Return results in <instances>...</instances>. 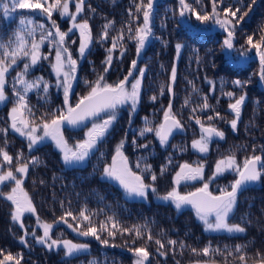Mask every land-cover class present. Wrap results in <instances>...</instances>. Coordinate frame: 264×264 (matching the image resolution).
Masks as SVG:
<instances>
[{
  "label": "trees",
  "instance_id": "16d2710c",
  "mask_svg": "<svg viewBox=\"0 0 264 264\" xmlns=\"http://www.w3.org/2000/svg\"><path fill=\"white\" fill-rule=\"evenodd\" d=\"M154 1L152 36L139 58L143 59L139 61V64H143L146 69L140 95V103L144 104L141 112L143 111L144 115L147 112L146 117L151 122L150 117L157 114L152 122V125L155 126L160 122L164 109L171 99L173 112L181 120L185 129L176 138L180 144L176 143L172 150H168L167 154L163 155L165 159L163 163L169 167V158L172 160L170 165L182 161L202 162L207 165L206 174L208 175L212 170L213 163L218 158L230 154H235L240 160L253 154L264 157V85L259 77V58H249L250 60L245 65L233 64L223 48L224 39L222 33L219 34L220 31L206 32L197 28L192 29L193 27L190 25L183 24L179 0ZM146 2L147 0H145ZM187 2L197 10L211 12L210 0H202L200 5L196 4L195 0H187ZM136 3H139V0H86L82 16L89 20L94 42L83 59H105L106 49L111 46L110 38L116 36L121 29L124 30L123 47L127 51L123 57L120 56L119 48L113 53V59H122L123 61L114 62L106 76L110 75V71H113L118 65L126 64L129 67L131 60L137 59L136 42L127 39V25L131 24L135 30L138 24L143 23L142 14L135 13ZM250 3L251 0H241L239 4H237V0H223V5L220 6H238L241 8V13L248 12V15L235 27L237 43L246 47L247 35H253L255 40L264 34L260 31L264 26V0H255L249 10L246 5ZM87 5H91L95 11L89 10ZM129 9L139 16L138 20L129 16ZM70 10H75L74 4L70 5ZM241 13L237 15L239 16ZM221 14L223 15V12ZM21 15L31 17L36 23H45L50 27V23L39 10L35 12L17 10L11 17H4L0 11V38L7 40L12 36L19 26ZM53 19L63 26V30L69 26L68 18L61 20L58 14H54ZM108 21H114L113 27L109 29V40L100 42L99 38L103 27ZM39 36L40 32L37 31L36 38L39 39ZM76 37V32L70 34V40ZM177 44L182 45L179 53L176 51ZM72 45L77 46L78 42L76 41ZM25 62L19 61L7 76L6 95L8 100L0 103V129L7 128L8 133L7 136L0 133V147H6L14 158L17 153H23L24 161H28L32 157L38 158V164L29 165L24 187L31 196L40 219L53 223L58 221L66 211H71L78 217L80 210L86 209L87 213L91 215L93 224L98 225L108 216H113L123 227L147 225V230L151 231L154 239L147 241L145 236L144 239L137 240L136 244L132 245L133 237L128 234L121 236L117 233L113 239L108 237L107 233H102L101 239L109 240V245L105 246L94 237L78 235L67 224L56 223L52 231L54 237L70 238L90 244L89 251L68 257L62 247L48 249L44 245L34 242L31 235L25 237L27 245L22 244L20 237L24 235V230L11 219V203L0 197V249L11 252L13 255L22 254L21 264H89L93 260H96L98 264H134V254L129 250L134 246L147 247L150 253L147 264H196L197 261L201 264L205 261L211 264H241L238 259L239 254L234 251L236 245L246 246L247 264H256L260 257H264V178L247 187L238 196L236 210L230 218V222L241 224L246 228V231L236 234L209 233L202 228L191 206L177 210L171 203L134 200L128 198L122 189L117 188L110 181L102 179L103 167L110 160L107 159L106 152H104V156L91 157L89 163L85 165L68 167L63 164L59 153L51 143H43L29 151L27 140L14 132L8 125V111L15 101L12 89L13 78L18 71L22 70ZM98 62L97 68L94 67L85 72L88 81L90 79L88 76L96 77L103 72L104 64ZM173 64L177 69V78L173 85L174 96L167 91ZM47 72L49 73L44 77V80L48 81L50 85L52 84L47 96L45 97L42 91H33L27 97L37 117L45 112L65 107L62 93L55 89L52 75L50 71ZM115 72H118V69ZM114 75L112 83L120 80L117 73ZM236 80L246 82L244 87H237L233 83ZM189 81L192 83L190 84ZM209 81L213 82L214 90L213 84H210ZM162 85L164 86L163 95L160 94ZM193 85L198 90L197 92H193ZM76 90L74 89L75 94ZM88 91V87H83V94H87ZM226 92H233L235 96L230 99L224 95ZM240 95H245L246 99L241 106V117L237 129L233 131L229 122L234 118V114L228 105ZM152 96H156L157 99L153 101ZM205 96L212 108L203 112L198 111L195 115L207 124V116H215V112H219L220 118L213 119L211 123L225 133V138L223 140L213 138L207 154L198 152L191 154L190 141L200 136V129L194 119L189 117L193 115L191 109L201 105ZM186 98H190V103L184 107ZM144 124L145 120L141 129ZM65 128L75 132L72 127L65 126ZM5 140H7L6 145ZM181 148L186 150L180 151ZM254 149L255 151H253ZM172 155L176 158L170 157ZM11 167L13 170L15 169V159ZM164 180L167 182L169 179L165 176ZM232 181H228L226 186ZM11 185L9 183L0 188L4 192H8ZM23 220L26 228L29 225L33 228L34 221L32 219L24 216ZM68 222L74 226L81 222V230H85L87 226V222H82L79 219L73 221L68 218ZM155 239H160L164 243L165 247L160 251L166 255H161L157 251L159 246L155 244ZM168 240H175L178 243L172 246L168 244ZM179 242H183L185 246L181 248ZM209 244L213 248L221 250L227 246L229 250H232L233 255L229 256L225 252L224 255L204 257L195 255L191 251V248L200 250Z\"/></svg>",
  "mask_w": 264,
  "mask_h": 264
},
{
  "label": "snow or ice",
  "instance_id": "6c2138e0",
  "mask_svg": "<svg viewBox=\"0 0 264 264\" xmlns=\"http://www.w3.org/2000/svg\"><path fill=\"white\" fill-rule=\"evenodd\" d=\"M241 0H237L239 4ZM195 3L200 5L202 0H195ZM211 12L204 10H197L187 0H179L180 16L184 17L186 13L194 16L195 20L200 24H205L208 21H213L219 25L227 36L223 41V48L232 50L234 48L235 27L240 23L248 12H242L238 6L229 5L227 7H220L223 5V0H210ZM255 0L246 5L250 10ZM74 4L75 10H70V5ZM86 0H0V11L4 17H11L17 10H31L35 12L39 10L47 21L50 27L45 23H36V21L24 15L19 18V26L13 32L12 36L7 40L0 38V103L8 100L6 95V85L8 83L7 76L14 67L18 65L19 61H26L23 64L21 71L16 73L13 78V96L15 101L13 107L9 111V127L20 136L28 140V149L31 151L35 146L51 140L54 142L57 149L62 154L63 163L66 166H77L83 164L95 151L98 150V145L104 140L109 133L110 128L117 119V110L119 106L129 105L131 111L134 112L137 104L140 101L142 80L145 75V68H137V61L131 62V67L127 75L114 83H109L106 80V74L109 72L113 53L120 49V56L123 57L127 51L123 47L125 40L124 30L121 29L116 36L111 37V46L106 49L107 56L105 57L103 72L97 75L95 81H85L89 91L87 94L79 97L75 105L70 103V95L72 94L73 82L77 79L76 73L78 68V59L73 57L70 44H75V40H70V34L78 32L79 47L77 49L79 57H84L85 53L93 44L92 28L89 20L82 16L85 11ZM154 0H139L135 4V13L142 14L143 23L138 24L133 30L131 24L127 25L128 36L127 39L135 40L137 55L145 47L146 42L152 36V17H153ZM89 10L95 11L91 5H87ZM223 12V18L221 17ZM238 13H241L239 16ZM54 14H58L60 18H68L70 26L67 31L61 30L59 24L53 19ZM129 16L138 20L139 16L135 15L129 9ZM79 17V19H78ZM114 25V21H108L100 35V42L109 40V29ZM37 31L40 32L39 39L36 38ZM264 32V26L260 29ZM47 44L49 52L43 54L41 48ZM247 50H255V55L259 57L260 71L259 77L264 81V34H261L258 39L254 40L253 35L246 37ZM182 45H176L177 53L180 52ZM243 47V46H242ZM54 52V56L52 55ZM51 59V68L56 77V87L63 90L64 109H56L52 112H45L39 117L33 111V108L28 102V94L33 91H42L46 97L51 85L43 77H36L35 79H28L30 69L36 66L41 60ZM138 72L139 75L134 73ZM131 78V79H130ZM177 78V69L173 64L171 69L170 81L167 85V91L174 96L173 85ZM191 84L192 82L189 81ZM210 84L213 82L209 81ZM223 83V82H222ZM237 87L243 88L246 82L236 80L233 82ZM193 92L198 90L193 85ZM214 90V84H213ZM160 94H164V86H161ZM230 99L235 96L233 92L224 93ZM151 99L155 101L156 96ZM246 99L245 95H240L234 102L229 103L228 108L234 114V118L229 122L233 131L237 129L238 122L241 117V106ZM190 103V98H186L184 107ZM212 108L209 105L207 96L203 97V103L192 108L193 113L190 119H194L199 126L200 136L191 142V147L201 154L209 152V145L213 138L223 140L225 133L218 129L211 123L213 119L220 118V113L215 112V116H207L208 123L206 124L195 113L203 112ZM104 114V116H102ZM106 116V118H104ZM91 120V127L84 133V138L70 144L64 135V127L70 126L72 128L86 127V121ZM145 124L139 130V136L145 137L147 133H153L158 139L161 146H166L169 143L174 131L182 130L184 125L173 112L172 100L163 112V120L159 124L153 126L152 122L147 117L144 118ZM0 133L7 136L8 129H0ZM125 140H121L114 148L111 156V162L106 163L103 167L102 179L115 181L128 197L147 198L149 191L156 193L155 182L157 175L152 170L151 164L144 163L145 157H141L136 161L133 170L130 165L128 156L125 154L124 145ZM133 146L138 148H148V144H137L135 138L132 140ZM7 140H5V145ZM186 149L181 148L180 151ZM255 151V149L253 150ZM103 156V153H101ZM15 159L16 167L13 170L11 165ZM23 161V162H22ZM39 160L32 157L28 161H24L23 153H17L14 158L9 154L6 147H0V186H7L12 184L10 191L4 192L0 188V197L9 201L12 205L11 219L18 223L20 228L24 230V235L20 237V242L27 245L26 236L31 234L36 242L45 245L47 248L62 247L65 255L72 257L78 253L87 252L89 245L86 243H74L68 239H53L52 230L56 223L67 224L74 232L83 237H94L103 245H109L108 239H101L102 233H107L108 237L115 238L117 233L121 236L128 234L132 236L131 244L135 245L137 240L144 239L152 241L154 238L150 230H147V225H133L131 228L120 225L113 216H108L106 220L100 221L98 225L93 224L91 215L87 213L86 209H81L79 215H75L71 211H66L63 216L59 217L58 221L49 223L42 221L36 212V207L29 193L24 187V180L29 172V165L38 164ZM172 163L171 158L168 164ZM143 165V166H142ZM167 171V165L162 166L160 174L163 175ZM225 172H233L236 178L225 187L218 190L215 194L210 190V184ZM150 179L151 183H146ZM264 178V157L261 155H250L243 159L242 163L237 160L235 154H230L218 159L214 165L213 172L210 176L205 178V164L202 162L189 163L187 161L178 165V170L173 176V187L165 195L158 197L163 201H170L174 204L177 210L185 206H191L196 217L203 223L205 231L210 232H226L244 233L246 228L239 223H231L230 218L234 214L237 204L238 196L246 190L250 184L257 183ZM189 181H202V186L196 188L194 191L181 193L179 186L182 183ZM43 183V181H41ZM26 213L36 216L37 227L42 229V235L37 236L36 231L32 230L29 233L26 228L23 217ZM68 218L73 221L78 219L82 222H87L85 230H81L82 223L78 222L75 226L68 222ZM50 241V242H49ZM178 242L175 240H168V244L175 246ZM180 247L185 245L179 242ZM155 244L159 247L157 251L161 255L166 253L160 251L165 247L160 239H155ZM115 246V245H113ZM245 245H236L235 253H238V259L241 264H247V257L245 254ZM136 257L134 264H147L150 253L146 246L131 247L129 249ZM195 255H203L204 257H211L213 255H233L232 250L227 246L221 250L213 248L211 244L206 245L203 249L191 248ZM260 256L259 253H257ZM23 255L18 253L13 255L11 252H5L0 249V264H21ZM89 264H98L96 260L90 261ZM196 264H201L197 261ZM204 264H208L207 261ZM256 264H264V257H260Z\"/></svg>",
  "mask_w": 264,
  "mask_h": 264
},
{
  "label": "flooded vegetation",
  "instance_id": "af4514ba",
  "mask_svg": "<svg viewBox=\"0 0 264 264\" xmlns=\"http://www.w3.org/2000/svg\"><path fill=\"white\" fill-rule=\"evenodd\" d=\"M104 60L105 59H80V64H79V68H78L79 69L78 75H77V79H76V83H75V89H77L76 90L77 93L75 94L76 95V102L78 101L80 96L85 95V94H83V87H88L85 84V81L87 80V78L85 76V72L87 70L90 71L91 68L92 69L94 67L97 68L98 67L97 64L99 63L98 61H100V63L104 64L103 63ZM133 60L137 61V68H144L143 64H141V63L139 64V61H141L143 59H132L131 62ZM116 61L121 62L123 60L122 59H113L112 65ZM120 65H118L113 71H110V73H109L110 75L106 76V79H109V80L111 79L110 80L111 83L113 82L112 77H113L114 73H117L120 76L118 78L123 79L124 75H127L128 70L131 67V64L129 67H127L126 64H124V65L120 64ZM111 68H112V66H111ZM117 69H118V72H115ZM137 73L138 72H136L134 74L136 75ZM88 77L90 78L89 81H95L97 78V76L96 77L88 76ZM140 102H141V100L138 103V109L136 111L137 115L135 114L134 116L130 115L131 110L126 109L125 105L122 106L123 108L121 107L122 112L120 111V113L117 115V119L113 123L112 127L110 128L109 133L104 138V140L98 145V150L95 151L94 154H92L89 157L86 164L89 163V160L91 159V157L96 158L98 156H101V153H103V156H104V152H106L105 155H107V159H110L109 160V163H110L111 162V156H112L113 150H114V146L116 144H118L121 140H125L126 142L124 145V151H125V154L129 158L130 165L133 167V170L137 171V169L135 168L136 161L138 159H140L141 157H145L146 160L144 161V163L151 164L152 170L157 175V181L155 182V187L157 190H161V189L167 188L166 186H170L173 173L178 169V165L180 163L185 162V161L176 162L175 165L174 164L169 165V167L167 166V171L163 175L160 174L161 167L163 165H165V163H163V162H165L163 155L167 154L168 150H172L176 143H179L178 139H176V138H178L177 137L178 134L179 133L182 134L185 131V129L183 127L182 130L175 131L173 133L172 137H170L169 143L166 146H161L158 139L155 137V135L153 133H147L145 135V137H140L139 136V130L141 129L140 127L143 125V121H144V118L146 117V113H147L146 112L144 115L143 111L141 112V110H143L142 108L144 107V104L140 103ZM155 115H157V114L152 115L150 117L151 119L149 118L150 120H152V122H153V118ZM136 117H138L140 120L137 119ZM162 120H163V116L161 117L160 122H162ZM85 123H86V127L74 128L78 137L84 136V133H85L84 130L90 126V123H92V121L89 120ZM127 130H128L129 135L127 137L126 136L123 137L122 134L123 133L125 134V132ZM133 138L136 139L137 144H148V148L145 149V148L134 147L133 143H132ZM193 140H194V138L191 139L190 145H191V142ZM196 152L197 151H195L191 147L190 153L195 154ZM170 157L176 158V156H174V155H172ZM145 175H146V182L151 183L150 179H147V174H145ZM165 176L169 179L167 182H165V180H164ZM108 181H110V180H108ZM110 182L112 184H114L117 188L121 189L115 181H110ZM196 183L197 182H193L191 184L195 185ZM193 187H195V186H193ZM194 190L195 189H193L191 187V189H189L188 192L194 191ZM185 193H187V192H185ZM133 199L134 200H141V199H137V198H133ZM152 200L155 201L154 198Z\"/></svg>",
  "mask_w": 264,
  "mask_h": 264
},
{
  "label": "rangeland",
  "instance_id": "374dc122",
  "mask_svg": "<svg viewBox=\"0 0 264 264\" xmlns=\"http://www.w3.org/2000/svg\"><path fill=\"white\" fill-rule=\"evenodd\" d=\"M154 3H155V1H154ZM154 7V6H153ZM221 17L223 18V15L221 14ZM61 20H62V18H61ZM181 20H182V22H183V24H185V25H190L191 27H193L192 29H194V28H197V29H199V30H204V31H206V32H209V31H211V32H217V31H220L219 32V34H221L222 33V35H223V39H225L226 38V36H227V33L219 26V25H217V24H215L213 21H208L207 23H205V24H200V22H198V21H196L195 20V18H194V16H192L190 13H186L185 14V16L184 17H181ZM58 24H59V26H60V28H61V30H63V26L59 23V22H57ZM68 23H69V26H70V21L68 20ZM69 26H67V28L65 29V30H63V31H67V29L69 28ZM75 32V31H74ZM77 33V39L76 38H74V39H76L75 41H77L78 42V45L76 46H74V45H72L71 43H70V41H69V44H70V48H71V51H72V53H73V57L74 58H77L78 59V68H79V64H80V59H83L84 57H79V53H78V51H77V49H78V47H79V39H78V32H76ZM38 39V38H37ZM73 39V40H74ZM149 40H150V38H149ZM149 40L146 42V44H145V46L147 45V43L149 42ZM233 43H234V48L232 49V50H226L225 49V52L227 53V56L230 58L229 60L231 61V62H233V64H236V65H245V64H247L248 63V61L250 60L249 58H252V57H257L256 55H255V50L254 49H252L251 51H248L247 50V47L246 46H243V45H240V44H238L237 43V37H236V34H235V39H234V41H233ZM243 46V47H242ZM145 48V47H144ZM144 48L141 50V52H140V54L139 55H137V59H139L140 57H141V54L143 53V50H144ZM41 52L43 53V54H47L48 52H49V47H48V45L47 44H45L42 48H41ZM53 56H54V52H53V54H52ZM259 58V57H258ZM51 57H50V59L49 60H41L36 66H34L32 69H30V74H29V76H28V79H35L36 77H46V75H47V73H49V72H47V71H50V74L52 75V80L55 82V83H53L54 85H55V89L57 90V91H59V92H61L62 93V96H63V90L62 89H59V88H57L56 87V83H57V81H56V77H55V74L53 73V71H52V68H51V66H50V64H51ZM77 68V73H76V77H77V75H78V69ZM45 71V72H44ZM137 76L139 75V73H137L136 74ZM125 76V75H124ZM131 79V78H130ZM107 80V82H109V83H111L110 82V80L109 79H106ZM263 82V85H264V81H262ZM75 83H76V80L73 82V89H72V94L70 95V103L72 104V105H74L75 104V102H76V95H75V91H74V89H75ZM52 85V84H51ZM142 88V87H141ZM74 91V92H73ZM63 101H64V99H63ZM123 106V105H122ZM122 106H119V108H118V110H117V115L120 113V111L122 112V109H121V107ZM126 106V109H129V110H131V108H130V106L129 105H125ZM13 107V106H12ZM11 107V108H12ZM10 108V109H11ZM123 108V107H122ZM167 108V107H166ZM10 109H9V111H10ZM137 109H138V104H137V106H136V109H135V111L134 112H130V115L131 116H134L135 114H136V111H137ZM9 111H8V115H9ZM102 116H104V114H102ZM104 118H106V116L104 117ZM143 123H144V121H143ZM10 124V121L8 122V125ZM89 127H91V123H90V126ZM89 127H87L85 130H84V132H86L87 131V129L89 128ZM219 129V128H218ZM75 130V129H74ZM221 130V129H220ZM64 135H65V137L68 139V141H69V143L70 144H75V142L76 141H78V140H81V139H83L84 138V136H82V137H78V135L76 134V132H73L72 130H70V129H64ZM123 135V137L124 136H128L129 134H128V130L125 132V134L123 133L122 134ZM199 138V136L198 137H196V138H194V139H198ZM26 139V138H25ZM27 140V139H26ZM27 142H28V140H27ZM43 143H51L52 144V146L56 149V151L59 153V156H60V159L62 160V154H61V152L59 151V149H57V147L55 146V144H54V142H52L51 140H45L44 142H42V143H40L39 145H41V144H43ZM39 145H37V146H39ZM117 145V144H116ZM115 145V146H116ZM37 146H35L32 150H34ZM115 146H114V148H115ZM191 146V145H190ZM209 148H210V145H209ZM31 150V151H32ZM222 158V157H221ZM89 159V158H88ZM88 159L83 163V164H81V165H84V164H86V162L88 161ZM218 159H220V158H218ZM217 159V160H218ZM216 160V161H217ZM237 160L239 161V162H241L242 163V161L243 160H240L238 157H237ZM216 161L213 163V165H212V170L208 173V175L205 173V178L207 179V177L208 176H210L211 174H212V172H213V169H214V165H215V163H216ZM62 162H63V160H62ZM106 163H109V161L108 162H106ZM105 163V164H106ZM64 164V163H63ZM205 164V163H204ZM65 165V164H64ZM81 165H77V166H81ZM66 166V165H65ZM69 167V166H68ZM206 169H207V165L205 164V172H206ZM178 170V169H177ZM176 170V171H177ZM103 173V172H102ZM175 173V172H174ZM174 173H173V175H172V180H171V184H170V186H166L165 184V186L167 187V188H164V189H161V190H157V192L156 193H152L151 191H149V193H148V196H147V198L145 199V198H140V197H128V198H137V199H141V200H146L147 202H150L153 198L155 199V201H157V202H165V203H171L170 201H163L162 199H159L158 197H161V196H163V195H165L168 191H170L171 190V188L173 187V176H174ZM236 178V176H235V174L233 173V172H225L222 176H220V177H218L214 182H212L211 184H210V190L211 191H213L215 194H217L218 193V190H219V188H221V187H225L226 185H227V183H229L228 181H230V180H234ZM227 181V182H226ZM193 182H197L196 183V186L195 187H193L194 185L193 184H191V183H193ZM147 183V182H146ZM255 184V183H254ZM254 184H252V185H254ZM12 186V185H11ZM193 188V189H196V188H198V187H201L202 186V181H189V182H185V183H182L180 186H179V191L183 194V193H185V192H188L189 191V189H191V187ZM249 186H251V185H249ZM249 186H247V187H249ZM1 187V186H0ZM187 189V190H186ZM186 190V191H185ZM124 193V192H123ZM172 204V203H171ZM172 205H174V204H172ZM195 213V212H194ZM24 216H27L29 219H32L33 221H34V223H33V228H31L32 226H28V231H29V233H31L32 232V230H35L36 231V235L37 236H39V235H42V229H40V228H38L37 227V223H36V216L35 215H33V214H30V213H26ZM195 217H196V214H195ZM196 219L200 222V224H201V226H202V228L204 229V225H203V223L196 217ZM23 222H24V220H23ZM30 224H31V222H29ZM232 223V222H231ZM54 228H55V226H54ZM54 228H53V230H54ZM52 230V231H53ZM205 230V229H204ZM206 232H209V233H226V232H223V231H221V232H210V231H206ZM236 234V233H235ZM29 235H31V234H29ZM51 235H52V233H51ZM32 236V235H31ZM52 238L53 239H60V240H63V239H68V240H72L74 243H86V244H88L89 245V249H88V251L90 250V244L88 243V242H78V241H75V240H73V239H70V238H56V237H54L53 235H52ZM33 240H34V242H36V239L33 237ZM50 242V241H49ZM37 243V242H36ZM39 244V243H38ZM42 245V244H41ZM45 246V245H44ZM46 247V246H45ZM49 249V248H48ZM52 249H57L56 247H53ZM135 259H136V257L134 256V261H135ZM202 264H204V263H202ZM208 264H211V263H208Z\"/></svg>",
  "mask_w": 264,
  "mask_h": 264
},
{
  "label": "water",
  "instance_id": "95a60500",
  "mask_svg": "<svg viewBox=\"0 0 264 264\" xmlns=\"http://www.w3.org/2000/svg\"><path fill=\"white\" fill-rule=\"evenodd\" d=\"M86 122H87V121H86ZM174 132H175V131H174ZM214 139H219V138H215V137H214ZM250 185H252V184H250ZM248 186H249V185H248Z\"/></svg>",
  "mask_w": 264,
  "mask_h": 264
}]
</instances>
